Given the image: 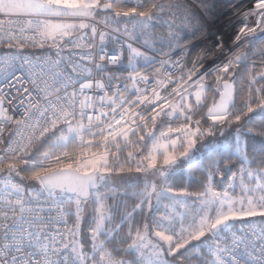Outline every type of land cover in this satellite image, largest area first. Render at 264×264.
I'll return each mask as SVG.
<instances>
[{
  "label": "snow or ice",
  "instance_id": "6c2138e0",
  "mask_svg": "<svg viewBox=\"0 0 264 264\" xmlns=\"http://www.w3.org/2000/svg\"><path fill=\"white\" fill-rule=\"evenodd\" d=\"M238 7L0 0V264H264V0Z\"/></svg>",
  "mask_w": 264,
  "mask_h": 264
},
{
  "label": "trees",
  "instance_id": "16d2710c",
  "mask_svg": "<svg viewBox=\"0 0 264 264\" xmlns=\"http://www.w3.org/2000/svg\"><path fill=\"white\" fill-rule=\"evenodd\" d=\"M198 51H199V49H196L195 52L193 53V56H195V53ZM125 64H126V61H125ZM249 67H252V66L249 65ZM256 70H260L258 65L256 66ZM204 126L207 127L206 124ZM226 135H227V133H226ZM219 139H220L219 136H217V140H219ZM208 163H209V161L207 159H205L204 165H202L200 167H206ZM201 179H203L202 172L198 168H194L192 171V174L190 176L187 173H179V174H177V176H175L171 179L170 183L175 188L187 187L190 192H195V191L201 190L200 184L198 183V181H200ZM217 181L219 183L218 177H217ZM140 186L143 187L142 184ZM124 187H125L124 184L120 185L121 190H123ZM102 191H105V189H102ZM120 199H123V197H120ZM127 203L130 207L133 203V200L128 199ZM137 219H139V217H137ZM239 225H240V223H236V227H238Z\"/></svg>",
  "mask_w": 264,
  "mask_h": 264
},
{
  "label": "rangeland",
  "instance_id": "374dc122",
  "mask_svg": "<svg viewBox=\"0 0 264 264\" xmlns=\"http://www.w3.org/2000/svg\"><path fill=\"white\" fill-rule=\"evenodd\" d=\"M236 3L238 4L239 7L235 11H230L228 13L229 18L234 22L238 21L242 17L243 13L248 11L253 6V0H236ZM236 24L239 25V23H235V25ZM250 24H251V21H250ZM231 27L233 26H229L225 28L224 31L226 34L228 33L229 37L231 34V38H234V34H232L234 32L232 31ZM228 43L231 44L232 42H228ZM236 223H239V222H236Z\"/></svg>",
  "mask_w": 264,
  "mask_h": 264
},
{
  "label": "built area",
  "instance_id": "2783aa9c",
  "mask_svg": "<svg viewBox=\"0 0 264 264\" xmlns=\"http://www.w3.org/2000/svg\"><path fill=\"white\" fill-rule=\"evenodd\" d=\"M239 27H240V24L239 25H235L234 27H232V31L235 33L238 30ZM234 33H232V34H234ZM232 39L233 38H231V34H230V37L227 35V41L228 42H232ZM134 46H138V45H134ZM17 75H19V73H17ZM4 87H5V90L7 91V86L5 85ZM11 95H16V93L15 92H12ZM240 226L241 225H239L237 228H239Z\"/></svg>",
  "mask_w": 264,
  "mask_h": 264
},
{
  "label": "bare ground",
  "instance_id": "6f19581e",
  "mask_svg": "<svg viewBox=\"0 0 264 264\" xmlns=\"http://www.w3.org/2000/svg\"><path fill=\"white\" fill-rule=\"evenodd\" d=\"M236 25H238V24H236ZM231 29H232V27H231ZM227 35H228V33H227Z\"/></svg>",
  "mask_w": 264,
  "mask_h": 264
}]
</instances>
